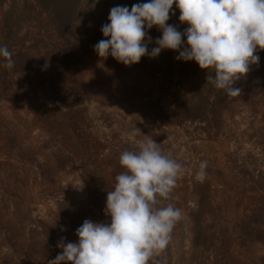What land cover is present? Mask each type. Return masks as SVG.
<instances>
[{
    "label": "trees",
    "instance_id": "obj_1",
    "mask_svg": "<svg viewBox=\"0 0 264 264\" xmlns=\"http://www.w3.org/2000/svg\"><path fill=\"white\" fill-rule=\"evenodd\" d=\"M37 3L44 14H50V36L58 37L62 24L55 9L47 0ZM6 26L2 13L0 45L6 40ZM25 35L28 39L24 44L20 41L21 47L12 55L13 68L5 67L7 61L0 57V264H48L62 251L57 247L61 237L66 242H78L76 229L85 219L110 223L104 210L116 175L125 171L120 155L125 150L138 151L140 143L148 140L159 143L184 167L172 198L158 205L174 204L182 210L183 219L176 224L167 248L150 264H173L172 250L179 238H185L184 232H188L190 245L182 264H203L205 260L216 264L220 259L231 264V255L243 264H252L253 257L264 258V242L256 236L264 229V222L254 220L248 207L254 192L264 196V120L260 113L256 117L260 116L263 131L243 137L254 148L256 158L245 157L241 163L228 159L223 168L208 158L205 177L200 180L197 174L205 155L188 146L179 128L203 120L208 107L209 113L218 114L214 113L216 99L209 96L204 106L194 104V100L185 105L178 102L174 112L162 117L156 105L164 92L169 93V84L178 73L177 64L171 66L165 60L163 66L168 67H163L157 78L148 68L155 66L150 58L125 65L111 55L101 58L89 53L88 61L77 63V82L87 94L79 109L88 118L96 117L91 130L106 145V151L92 148L86 133L77 131L72 122L62 124L63 129L54 123L59 109L69 111L64 122L69 120L67 115L75 109L76 85L68 86L64 79L57 101H53L46 81L53 71L41 69L42 61L55 58V53L49 52L51 40L42 31ZM182 61L185 69L179 75L192 72L190 61ZM171 72L172 77L167 74ZM103 77L110 81L104 83ZM259 79L264 85V75ZM104 125L109 134L101 132ZM119 128L122 131L118 134ZM87 182L104 189L99 199L93 198L96 195ZM77 196H81L80 201L75 200Z\"/></svg>",
    "mask_w": 264,
    "mask_h": 264
},
{
    "label": "clouds",
    "instance_id": "obj_2",
    "mask_svg": "<svg viewBox=\"0 0 264 264\" xmlns=\"http://www.w3.org/2000/svg\"><path fill=\"white\" fill-rule=\"evenodd\" d=\"M173 5L180 10V22L189 25L184 32L168 24L170 12L175 15ZM108 20L101 28L107 39L94 46L101 58L111 55L132 65L164 49L178 51L177 60H194L208 70L207 84L232 97L241 95L234 85L259 64L257 51L264 50V0H149L130 10L115 6ZM153 26L162 37L149 52L152 37L146 28ZM12 55L6 45L0 46L9 69L15 64ZM119 162L125 171L116 175L104 210L110 223L85 219L76 229L78 242L61 237L57 247L62 251L48 264H150L167 248L183 214L172 203L158 205L172 198L183 165L154 140L140 143L138 151H123ZM207 166L206 160L200 162L198 179H204Z\"/></svg>",
    "mask_w": 264,
    "mask_h": 264
},
{
    "label": "rangeland",
    "instance_id": "obj_3",
    "mask_svg": "<svg viewBox=\"0 0 264 264\" xmlns=\"http://www.w3.org/2000/svg\"><path fill=\"white\" fill-rule=\"evenodd\" d=\"M149 0H47V3L53 6L54 11L57 13V20L60 22L61 29L58 30V37L53 38L50 36V14H44L43 8L39 6L37 0H0V14L5 13L6 27L7 30L5 35V42L1 40L0 46H7L14 54H17L22 44L26 42L28 38L26 35L28 32L42 31L43 34H47L51 40L50 53H55V58L51 61H42V68L50 72V78L46 79L49 83V90H51L50 97L53 101H57L58 89L61 84H64L67 79L69 82L68 86L74 87L76 95L74 96L75 109L73 108L72 114L67 115L68 121L66 120L65 114L69 111L65 109H59L55 112L56 118L54 123L59 124L60 129H63L62 124L72 122L77 131H84L89 137V147H98V149H105L106 145L98 139L91 130L96 117L88 118L81 109L80 105L87 98V94L81 92V87L77 82V63L80 64V60L85 59L88 61L89 53L98 55L94 50V46L102 39H107L102 36L103 33L101 28L104 24L110 23L108 20L110 10L115 6H127L129 10L132 5L147 3ZM173 11L175 15L170 12V19L168 24L175 25L179 31L189 27L186 23H181L179 20L180 10L173 5ZM148 35L152 37V42L148 44L149 52L152 48L157 47L155 40L162 37V31L157 27L153 26L151 29H147ZM25 32V33H23ZM23 33V34H21ZM19 35L22 37L19 38ZM8 38H7V37ZM18 37V38H17ZM26 38V39H25ZM20 39V40H19ZM22 39V40H21ZM23 41V42H22ZM3 43V44H2ZM184 46L187 47V38L183 37ZM46 44V43H45ZM44 45V44H43ZM15 50V51H14ZM183 50V48L181 49ZM84 55V58L82 57ZM179 55L178 51L170 49H164L160 55L151 58L146 55L143 59L150 58L154 60L155 66L148 65L149 70H153L157 78L160 75V71L168 66H163L165 60L169 61L171 66L177 64L178 73L173 77L170 82L169 93L165 95V92L161 95L159 103H157V109L161 108L160 114L162 117H167L174 108L176 103L191 102L194 100V104L205 105L208 103V97L213 96L216 99L215 112L218 113L213 115L209 113L211 107L205 110L204 119L200 120L196 125L187 123L185 126L179 128L184 134V140L188 142V146H191L193 150L198 153L205 155L203 160L211 158L217 160L219 167H224V162L228 159H235L238 163L243 162L245 157L251 156L253 159L254 148L248 143L244 136H251L254 131H263L261 118L256 117V113H260L264 120V85L260 84V75H264V50L257 51V55L260 57L258 65L251 67L250 72L246 77H242L234 85L242 89V93L236 97H228L225 90L217 89L212 84H207L206 77L208 70L198 69L197 63L193 60L190 61V69L193 71L190 73H182L185 69V63L182 60H177L176 57ZM31 59H34V55H30ZM3 61V60H2ZM179 61V62H178ZM7 62H4L5 65ZM35 63H39L36 61ZM57 70V71H54ZM58 76V74H60ZM172 77V72L167 73ZM213 76L215 73H212ZM102 81L108 83L110 80L107 77H103ZM124 83V80H122ZM53 84V85H52ZM52 85V86H51ZM192 90H195L192 94ZM174 91L176 92L175 95ZM191 93V94H190ZM188 106V105H187ZM251 106V107H250ZM74 107V106H73ZM252 108L255 112L252 111ZM252 111L253 113L249 112ZM113 116V115H111ZM114 117V116H113ZM96 123V122H95ZM196 126V127H194ZM67 131V130H65ZM122 130L119 128L116 133H120ZM105 134H109L110 129L105 125L103 131ZM94 133V134H93ZM199 133V134H198ZM196 140L201 139V142L193 141L191 138ZM217 139V140H216ZM217 143H212V141ZM215 152V153H214ZM193 153V152H192ZM79 168V167H78ZM81 172H83L81 170ZM84 177V176H83ZM86 180V178L84 177ZM87 181V180H86ZM90 190L93 191L94 199H99L102 191L100 186L87 182ZM75 193L78 189L74 190ZM252 199H249V209L252 210L251 217L261 223L264 222L262 213H264V196L259 192H254ZM261 196V197H260ZM81 196L75 197V200L80 201ZM217 204V203H216ZM264 217V216H263ZM262 219V220H261ZM188 231V228L187 230ZM182 237V240L177 243L173 248V254L175 255V261L173 264H182V260L185 257V250L189 248L190 242L188 239V232ZM258 239L264 242V229L260 230L256 235ZM178 240V237H175ZM245 241V239L243 240ZM181 244V245H180ZM175 245V242L174 244ZM254 249H263L259 245H253ZM264 257V253H263ZM236 257H230L231 264H243L241 261L235 260ZM221 260V259H220ZM215 262L216 264H228V262L221 261ZM234 260V263L232 262ZM252 264H264V258L258 259V257L251 258ZM153 262V261H152ZM203 264L208 263L207 260ZM249 264V263H246Z\"/></svg>",
    "mask_w": 264,
    "mask_h": 264
}]
</instances>
